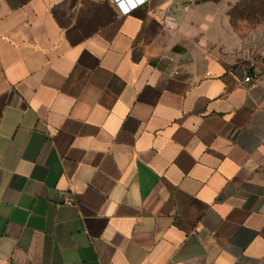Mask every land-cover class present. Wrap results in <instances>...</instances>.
<instances>
[{
  "label": "crops",
  "instance_id": "crops-1",
  "mask_svg": "<svg viewBox=\"0 0 264 264\" xmlns=\"http://www.w3.org/2000/svg\"><path fill=\"white\" fill-rule=\"evenodd\" d=\"M255 4L0 0V264H264Z\"/></svg>",
  "mask_w": 264,
  "mask_h": 264
},
{
  "label": "clouds",
  "instance_id": "clouds-1",
  "mask_svg": "<svg viewBox=\"0 0 264 264\" xmlns=\"http://www.w3.org/2000/svg\"><path fill=\"white\" fill-rule=\"evenodd\" d=\"M236 2L237 0H222L223 13L214 21L216 28L213 30L202 29L205 32L202 39L214 45L219 44L227 55H234L238 48L234 40L227 38L236 32L231 26V18L226 14L229 10V4L234 5Z\"/></svg>",
  "mask_w": 264,
  "mask_h": 264
},
{
  "label": "rangeland",
  "instance_id": "rangeland-1",
  "mask_svg": "<svg viewBox=\"0 0 264 264\" xmlns=\"http://www.w3.org/2000/svg\"><path fill=\"white\" fill-rule=\"evenodd\" d=\"M253 2H256L255 6L260 7L262 9L257 10H250V11H237L236 15L240 18H247L254 21H264V0H253Z\"/></svg>",
  "mask_w": 264,
  "mask_h": 264
},
{
  "label": "built area",
  "instance_id": "built-area-1",
  "mask_svg": "<svg viewBox=\"0 0 264 264\" xmlns=\"http://www.w3.org/2000/svg\"><path fill=\"white\" fill-rule=\"evenodd\" d=\"M148 0H116L118 6L122 9L124 13H128L132 11L133 9L137 8L138 6L146 3ZM253 80L252 75L248 74L245 77L246 82H251ZM65 203L71 204V200H65Z\"/></svg>",
  "mask_w": 264,
  "mask_h": 264
}]
</instances>
